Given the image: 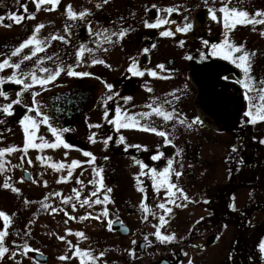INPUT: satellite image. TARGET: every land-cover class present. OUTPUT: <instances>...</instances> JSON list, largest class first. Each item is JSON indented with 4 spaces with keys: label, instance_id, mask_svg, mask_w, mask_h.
<instances>
[{
    "label": "flooded vegetation",
    "instance_id": "af4514ba",
    "mask_svg": "<svg viewBox=\"0 0 264 264\" xmlns=\"http://www.w3.org/2000/svg\"><path fill=\"white\" fill-rule=\"evenodd\" d=\"M62 1L59 0L51 11H25L21 6L19 10L10 8L9 12L0 11V17H4L0 23V63L7 60L9 64L20 65L18 69L5 67L0 70V78L7 81L8 78L15 77L24 82H5L0 85V90L6 95V98L0 96V153H3L0 155V195L6 192L10 194H6L7 198L10 197L7 212L0 208V212L10 218L9 222L0 217V232L6 233L3 239L17 233L21 242L13 248L15 255L46 264L51 257L44 245L31 242L36 220L33 218L48 212L71 222L77 217L78 204L97 209L96 213L89 215V220L102 223L109 235H133L134 226L124 216L115 212L111 215L107 210L103 212L104 208L129 207L126 200L130 199L128 194L132 190L138 194L137 208L146 210L149 217L144 219L145 223L138 233L140 248L130 250L132 254L128 255L126 264H145L148 259L153 258L151 264H207L205 239L207 234L210 235L209 239L217 237L219 234L215 233L219 231V227L212 224V218L206 219L209 217L204 208L198 207V217L193 218V204L169 202L162 195L164 193L158 192L156 183L157 173L160 172L157 158L154 157L158 154L163 156L162 151L168 152L170 156L175 147L180 145L173 140L175 122L179 123V127L190 124L198 129L205 123L201 111L197 110V114L187 113L189 98L193 96L196 101L199 92L189 84L195 82L193 71L211 87L232 90L231 82H239L245 91H250L254 88V81L264 87V62L253 67L254 46L251 40L242 43L246 46L242 51H235L238 48L237 23L232 28H226L224 14L218 17L220 27L213 33L205 25L198 24L199 21L183 19V24L179 25L173 20L172 14L177 9L168 0L164 1L163 6L158 3H142L141 0H133L128 6L124 3L126 0H117L120 2L119 16H114L112 10L71 9L76 14L85 13L83 17L77 15L76 18H72L67 9L60 10ZM201 1L204 0L191 1V9L201 6ZM232 1L237 0H230ZM214 6L205 11V19L208 16L215 19L221 13V10L212 9ZM10 15L22 16L24 19L20 23H14L8 18ZM156 15L163 16V19L156 21L152 17ZM30 16H37L40 23L50 25L53 34L46 37L50 42L44 41L39 45L43 51L26 60L24 57L31 56L36 48L29 46L17 55L13 53L25 43L21 37L24 35L23 31L30 30L33 26V19L28 18ZM232 19L237 17L230 18V23ZM94 24L98 36H107L110 34L108 29L117 28V40L91 41ZM8 30L11 33L6 34ZM175 36L179 41H175ZM244 53L248 54L247 61L239 59ZM262 57L264 58V52ZM249 65L250 71L246 73L245 68ZM70 71L88 75H69ZM33 75L36 77L35 81ZM51 77L55 78L50 79ZM41 80L48 82L41 84ZM24 85L30 87L26 89ZM121 123L128 126L118 127ZM145 128L156 131L143 130ZM160 132L165 135H159ZM185 142L191 145L184 147L191 146L195 153L182 154L181 158L198 161L203 140L190 138ZM52 144L58 146H47ZM26 146L27 153L32 149L43 152L46 155L44 159L49 160H61L62 147L66 151L64 156L70 154L72 158L91 157V160L95 159L101 166L115 170L126 156L140 164L148 163L140 166V175L133 173L128 181V177H119L112 172L110 178L118 181V186L112 181L108 183L107 176L100 173V167L96 169V173L91 170L82 173L74 171V187L69 195H64L60 185L69 173L60 176L52 173V178L45 177L43 173H32L26 164L22 165L24 171L21 170L19 163L25 158L28 163H33L30 154L26 155L24 151ZM9 149L14 150L8 151ZM50 152L53 153L49 156ZM168 158L165 156L166 160ZM26 171L31 173H25ZM51 180L56 187L49 191L47 200L44 194L40 197L42 204H30L31 196L27 186H40L34 189L36 190L49 185ZM195 181V177L190 180L191 183ZM129 183L131 189L129 186L126 188ZM164 189L168 192L172 190L169 187L162 190ZM178 190H182L181 187ZM260 194L255 191L254 203L257 204ZM181 195L183 198L187 196V192L183 190ZM85 200L88 203H84ZM97 200L101 202L96 203ZM20 201L24 204L15 215L13 207L15 204L19 206ZM161 204L165 208H160ZM45 207L47 208L44 209ZM228 207L229 205L215 206L214 203L212 206L208 205V209H213L210 217H219V225ZM181 212L185 217H182ZM93 214H96L95 218ZM253 215L250 214L246 224L248 228L239 235L242 240L250 238L258 241L264 238V217L254 222ZM162 217L164 222L161 221ZM23 221L24 224H21ZM118 221L129 226L128 233H123L119 224H115ZM55 234L59 239L65 240L64 249L69 250L64 255L66 260L78 264L79 250L81 253H89L83 257L87 264H103L91 258L96 246L87 243V237L78 245L76 230L68 238L62 237L59 232ZM237 234L238 231L235 236ZM161 237L174 239L164 240ZM235 239L228 251V264H238ZM34 250L46 254L47 259L33 253ZM222 251L224 250L219 252L222 254ZM212 257L210 264H226L220 259L214 260L215 252ZM103 258L104 261L107 260V253L103 254ZM251 262L254 264L253 259Z\"/></svg>",
    "mask_w": 264,
    "mask_h": 264
},
{
    "label": "rangeland",
    "instance_id": "374dc122",
    "mask_svg": "<svg viewBox=\"0 0 264 264\" xmlns=\"http://www.w3.org/2000/svg\"><path fill=\"white\" fill-rule=\"evenodd\" d=\"M3 1L0 2V11L3 13L5 11L9 12L8 10L10 8L19 10L20 6L22 10H25V6L27 10H38L36 0H18V2H14L13 0ZM88 1L92 2L87 3L85 0H63L60 10L68 9L69 6H71V9L77 10H112L111 12H113L114 16H119L120 2H117V0H107V2L105 0ZM164 1L166 0H141L142 3H158L162 6L164 5ZM168 1L177 9L172 14L173 20L179 25L183 24V19L191 22L199 21L200 23L197 22L198 24L205 25L213 33L218 31L217 27H220L218 17L224 13L221 12L215 19H211L210 16L205 19L207 15L205 11L211 9L210 6L215 5L212 9L221 10L227 5L229 9L248 13L250 17L257 11L264 12V0H237L232 2L230 0H204L199 2L201 6L195 10L191 9L193 3L191 1L197 0ZM132 2L133 0H126L124 3L129 6ZM217 3H220L221 7ZM52 7L53 5L51 3L44 2L41 3L39 10L50 9ZM55 15H57V12H55ZM43 17L44 15L41 16V19ZM152 17L156 21L163 19V16L159 15ZM237 19H243V17H237ZM203 21L206 23L204 24ZM31 23H33V26L30 30L25 29L23 31L24 35H21L22 39L26 42L35 36L41 43L44 41L50 42L46 37L53 34L52 27L40 23L37 16ZM39 25H43L44 27L40 28L39 32H36L35 29ZM1 27L2 25H0ZM108 30H110V34L107 36H102V34L98 36L96 24H94L92 29L93 36L90 40L102 42L116 41L117 28ZM9 33H11L10 30L6 31V34ZM236 34L238 37V48H246L243 44L249 40L253 43L255 64L253 67L255 68L257 64H262L264 62V58L262 57V52H264V24L237 23ZM175 41H179L176 36ZM30 47L36 48L37 46L33 44ZM192 73L194 74L193 80L195 82H189V84L193 85V89L199 92L196 95L197 104L193 96L189 98L187 113L191 114L194 112L197 114V110L201 111L205 123L202 128L198 129L193 128L190 124L185 127H179V123L175 122L173 140L180 145L175 147V150L170 156L166 151H162L163 156L157 155L158 170L160 173H157L156 185L159 188L158 192L164 193L162 195L166 196L169 202L174 201L177 203L180 201L179 203L193 204L191 205L192 211L194 212L192 215L193 218L198 217L199 208H204L207 217H209L206 219L212 218V224L219 227V231L215 233L219 234L217 237L209 239L210 235L207 234L205 239L207 264H210L213 260V252L216 253L214 260L220 259L222 263L228 264V251L235 237V241L237 240V245H235L237 252L235 255L237 261L241 260L239 253L240 245L238 242L242 237L239 235L248 228L246 224L249 221L250 214H254V222L264 217V167L262 170L260 168L264 161V121L259 119V116L264 114V100L261 99V97H264V87L254 81V88L250 91H245L239 82H231L232 90H229V88L220 90L217 87H211L204 83L195 71ZM249 112L252 113L251 117L248 115ZM175 117H177L176 114ZM252 117H256V123L250 122ZM255 127L257 131H253ZM253 133L258 135V141H255L253 138L250 140ZM190 138H201L203 140L198 161L181 158L182 154L195 153L191 146L184 147L191 145L185 142L186 139L189 140ZM180 147L184 148L181 149ZM60 150L63 154L61 160L44 159L46 158L45 153L33 149L28 153L26 151V155L30 154L33 163H28L25 158L22 163H19V167L22 170L24 168L22 165L26 164L32 173H43L45 177L48 176L50 178L53 177L52 173H58L59 176L69 173L67 179H63L60 185L62 192L65 193L64 195H69L71 189L74 187L75 180L73 176L75 175L72 174L74 171L75 173H82L83 171L91 170L93 173H96V169L100 167V173L107 176L108 183L112 181L115 186H118L119 182L110 178L112 172L117 173L119 177L122 175L128 177L126 179L128 181L131 174L140 175L142 172L140 166H145L148 163L142 162L140 164L126 156L122 164L115 170L112 167L101 166L95 159L91 160V157L79 156L72 158L70 154L64 156L66 151L62 147ZM52 153L50 152L49 156ZM165 156L167 158L169 156V158L166 160ZM247 156H251L249 161L245 159ZM179 159H181L180 162ZM73 162H78V164L73 167ZM59 165H63L64 167H55ZM237 171L244 174L236 173ZM231 175L233 177L232 183L228 184ZM239 175L246 180L244 182L240 181L241 177L239 178ZM236 176H238L239 182H237ZM172 177L173 179L171 180ZM194 177L196 181L191 183L190 180L194 179ZM52 181L49 185L42 186L36 190L34 189L40 186H27V190L30 191L31 196L30 204H42L40 197L44 194L47 200L49 191L56 187ZM170 184L175 185L171 190V192L175 193L174 196H170L166 189L162 190ZM128 186L130 189L132 188L130 183L126 184V188H129ZM179 187H181L182 191L187 192V196L182 198L181 191H178ZM255 191H259V194L262 193L257 204L253 201ZM6 194L10 196L9 192H6ZM6 194L3 193L0 195V208L3 212H7L6 209L10 207L8 204L10 197L7 198ZM128 195L130 199L126 201L130 204L129 207H116L115 209L104 208L103 212L107 210L111 215L115 212V214L124 216L134 226L133 235L120 236L115 233L109 235L108 232H105L102 223L89 220V215L96 213L97 209L78 204L76 209L77 217L71 222H66L63 217H58L48 212H45L41 217L37 216L33 218L36 220L34 222L35 226L32 228L33 240L31 242L44 245L45 250L51 257L50 261L46 264H74L69 259H61L64 257L65 252L69 253V250L64 249L66 245L65 240L56 237L55 233L59 232L62 237L68 238L76 230L77 233L83 234L82 236L78 235L79 246L86 237L87 243H92L93 246H96L93 257H91L93 261L97 260L103 264H126L128 255L132 254L130 250L140 248L138 233L143 223H145L144 219L149 217L146 210L139 209L136 206L138 194L131 190V194ZM231 196L232 198H230ZM213 203L215 206L229 205L219 225L217 224L219 217H210L213 209H208V205L212 206ZM23 204L22 201L19 202V206L15 204L13 207L15 215L21 211ZM180 214H183V212ZM93 217L95 218L96 214H93ZM182 217H185V215L183 214ZM20 223L24 224V221ZM237 231L238 234L235 236ZM20 242L17 233L14 236H6L0 242V249H7V251L0 253V264H41L33 261L29 257L15 255V249L13 250V248L19 245ZM262 244H264V238L259 239L257 248L251 251L250 257L255 264H264V249L261 248ZM221 250H224L222 254L219 252ZM104 253H107L106 261L103 258ZM78 257V264H87L83 258V253L80 251H78ZM153 261L154 258L148 259L145 264H151ZM250 263L252 264L251 261Z\"/></svg>",
    "mask_w": 264,
    "mask_h": 264
},
{
    "label": "snow or ice",
    "instance_id": "6c2138e0",
    "mask_svg": "<svg viewBox=\"0 0 264 264\" xmlns=\"http://www.w3.org/2000/svg\"><path fill=\"white\" fill-rule=\"evenodd\" d=\"M44 2H47V3H51L53 4V8H50L48 10H54L55 6L59 3V0H36V3H37V9L39 10L40 6H41V3H44ZM105 2H107V0H105ZM25 11H27L26 9V6H25ZM67 11L71 14V17L72 18H76L77 15H79L80 17H83L85 15V13H79V14H76V13H73L72 10H71V6L68 7ZM171 11V10H169ZM221 12L224 13V19H225V27L226 28H232L235 26L236 23H252V24H264V12L262 11H257L253 16H249L248 13L246 12H243V11H236L235 9H229L227 7V5H225V7H223L221 9ZM235 17H243V19H232V22L230 23V18H235ZM9 19H11L14 23H20L24 17H17L15 15H10L8 17ZM30 19H34L35 17L34 16H30L28 17ZM215 18V17H213ZM4 20V17H0V23H2ZM10 26V25H9ZM149 27H156L157 25H148ZM44 26L43 25H39L37 26V28L35 29L36 32H39V29L40 28H43ZM190 27V25L188 26ZM187 30V29H185ZM166 35H171V33H165ZM123 35V33L121 34ZM54 38H59V37H54ZM62 39V38H61ZM35 44L37 47H36V50L32 52L31 56H25L24 59H31L32 56H35L37 54V52L39 51H43L44 49L39 47V45L41 44V41H39L38 39H36L35 36H33L32 38H30L28 41H26L24 44L21 45V47L19 49H17L13 55H17L19 54L20 51H22L23 48L25 47H29L30 45H33ZM235 51L237 52H240L242 51L241 48H235ZM225 58H228V57H225ZM241 61H247L248 60V54L247 53H244L240 58H239ZM102 63V62H101ZM5 67H14V68H19L20 65L19 64H9V62L7 60H5L3 63H0V70H3ZM44 71H47V69H44ZM248 71H250V65L248 67L245 68V72L247 73ZM69 75H88L87 73H74V72H69L68 73ZM137 74H141V73H137ZM153 75H155V73H153ZM55 77H51L50 79H54ZM33 80L35 81L36 80V77L33 75ZM5 82H14L16 84H23V80L21 79H17L15 77H10L8 78L7 81H5L3 78H0V85L4 84ZM48 81H44V80H41L40 83L41 84H44V83H47ZM24 87L27 89L28 87H30V85H24ZM110 87V86H109ZM0 96H5L6 98V95L5 93L0 90ZM262 100H264V97H261ZM8 108H11V105H8ZM7 110V109H5ZM248 115L251 117L252 116V113L249 112ZM170 118V117H168ZM259 119L261 121H264V114H261L259 116ZM195 122V121H194ZM251 123H256L257 122V119L256 117H252ZM128 125L127 124H124V123H121V124H118V127H127ZM27 130V129H26ZM143 130H151L153 132H155L156 130L155 129H143ZM159 135L161 136H164L165 133L163 132H160ZM32 147H36L37 145H31ZM48 147H56L58 145H55V144H52V145H47ZM67 147V145H65ZM14 149H9L8 151H13ZM24 151H27V146L25 147ZM3 153H0V155H2ZM85 155H89L88 153H85ZM157 158V157H154V159ZM78 164V162H73V167H75L76 165ZM55 167H64L63 165H59V166H55ZM177 175H179V173H177ZM5 187H8L7 184L4 185ZM169 189L171 188H174L175 185H168ZM15 190V189H14ZM110 191V190H109ZM178 191H182V190H178ZM93 195H95V193H93ZM169 195L170 196H174L175 193L174 192H169ZM105 199H107V197H105ZM186 199V197H185ZM101 201L97 200L96 203H100ZM174 202V201H173ZM84 203H88L87 200L84 201ZM160 208H165V205L164 204H161L159 206ZM106 214V213H105ZM0 217H3L6 221H9L10 222V218L6 216V214L0 212ZM74 219V218H73ZM83 219V218H82ZM98 219V217H97ZM161 221H163V217L161 218ZM6 233H3V232H0V242H2L3 240V236L5 235ZM77 235H80L82 236L83 234L82 233H77ZM157 235L159 236V233H157ZM63 239V238H61ZM161 239H164V240H172L174 239V237H161ZM261 248L264 249V244L261 245ZM3 251H7V249H0V253H2ZM79 251V250H78ZM84 256H88L89 253L85 252L83 253ZM61 259H66V257H62Z\"/></svg>",
    "mask_w": 264,
    "mask_h": 264
},
{
    "label": "trees",
    "instance_id": "16d2710c",
    "mask_svg": "<svg viewBox=\"0 0 264 264\" xmlns=\"http://www.w3.org/2000/svg\"><path fill=\"white\" fill-rule=\"evenodd\" d=\"M1 1H3V0H0V2ZM3 2H6V1H3ZM253 131H257L256 127L253 129ZM257 136H258L257 134H254L253 133V135H252V137H251L250 140H252V138H253L255 141H258L257 140ZM249 149H251V148H249ZM263 162H262V167H260L261 170L264 167V163ZM230 173H233V172H230ZM236 173H241V172L237 171ZM241 174H244V173H241ZM237 177L238 176H236V178ZM240 177L241 176L239 175V178ZM239 178H237V182H239ZM232 179H233V177L231 175L230 178H229V183L228 184H231L232 183ZM240 179H241L240 181H242V182H244L246 180L243 177H241ZM241 240L238 242V244L240 245L239 253H240V257H241V260H238V264H247V262H249L250 261V258H251L250 257L251 256V251L253 249L257 248L258 241H255V240L249 238V239L242 240V243H241ZM248 264H251V263L249 262ZM254 264H255V262H254Z\"/></svg>",
    "mask_w": 264,
    "mask_h": 264
},
{
    "label": "water",
    "instance_id": "95a60500",
    "mask_svg": "<svg viewBox=\"0 0 264 264\" xmlns=\"http://www.w3.org/2000/svg\"><path fill=\"white\" fill-rule=\"evenodd\" d=\"M250 158H251V156H247L245 159L249 161ZM25 173H31V171H26ZM115 224H117V225L119 224V226L121 227L123 233H128L129 232V226L127 224H124V223H122L120 221H118ZM32 252L37 254L38 256H42L43 258L47 259V255L44 254L43 252L39 251V250H34Z\"/></svg>",
    "mask_w": 264,
    "mask_h": 264
}]
</instances>
